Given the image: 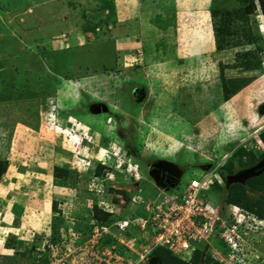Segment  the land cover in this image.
<instances>
[{
  "label": "rangeland",
  "instance_id": "1",
  "mask_svg": "<svg viewBox=\"0 0 264 264\" xmlns=\"http://www.w3.org/2000/svg\"><path fill=\"white\" fill-rule=\"evenodd\" d=\"M248 3L0 0V264H108L89 252L102 258L132 238L140 250L153 235L121 223L147 218L160 199L154 161L192 167L183 191L198 164L237 172L263 158L264 12L256 1L247 34L235 19L222 46L214 26L215 9ZM243 214V249L231 259L216 239V263L264 264V224Z\"/></svg>",
  "mask_w": 264,
  "mask_h": 264
},
{
  "label": "built area",
  "instance_id": "2",
  "mask_svg": "<svg viewBox=\"0 0 264 264\" xmlns=\"http://www.w3.org/2000/svg\"><path fill=\"white\" fill-rule=\"evenodd\" d=\"M220 164L218 163L211 170L204 171L200 178H192L183 191L173 190L163 194L157 201L150 200L148 204L146 203V208L150 212L147 218H141L138 222L137 219H132L130 223L128 221L121 223L122 230L129 224L134 226L141 223L143 228L147 225L152 226L153 235L151 239L147 238V242L141 246L140 250L133 248V245L136 246L137 243L132 238L128 242L122 241L125 252L120 250L106 254L103 251L102 258L89 252L94 255L93 259H100L108 264H146L153 251L164 246L170 248L183 260L191 261L198 249L197 243L202 241L210 250L212 257L224 263L225 258L222 257L221 251L214 246L216 239H221L228 245L226 256L235 259L234 252L243 249L244 235L248 232L246 230L248 226L246 229L242 226L247 221L242 219L245 216L243 214L245 210L236 207L239 213L234 219L223 215L220 207L207 198L208 190L212 188L216 179H220L218 171ZM247 217L250 215L247 214ZM98 227L103 229L107 226L98 225L95 230H99ZM77 247L80 251L85 249L80 245Z\"/></svg>",
  "mask_w": 264,
  "mask_h": 264
},
{
  "label": "trees",
  "instance_id": "3",
  "mask_svg": "<svg viewBox=\"0 0 264 264\" xmlns=\"http://www.w3.org/2000/svg\"><path fill=\"white\" fill-rule=\"evenodd\" d=\"M248 1V5L247 6H241L238 8H235L233 10H228V9H223V10H219V9H215L214 15L216 17L220 18L215 22V29H216V33L218 36V42L219 45L222 46L223 44V40L224 37L222 35H226L228 33L232 32L233 25L235 26V19H241L244 20V24L245 22H249L248 20L250 19L249 16L251 14H253L257 8V3L256 1H259L260 5H261V9L264 12V0H246ZM244 27V33L247 34L245 31L248 32L249 29H245V25H243ZM234 28H236L237 30H239L237 28V26H235ZM231 30V31H230ZM248 41L252 40V35H249V37L247 38ZM252 52L250 51H246V52H242V57L247 58V57H251ZM254 55V54H253ZM248 61L247 65H251L252 62L249 59H246ZM261 64V62H260ZM245 65V64H244ZM237 66H239L237 64ZM234 80V79H233ZM240 81V80H239ZM68 112H66L65 114H67ZM62 114H64L62 112ZM262 137H263V141H264V132L262 133ZM243 150L245 149H241V153L239 155V157L242 158V154H244ZM254 156V153L252 154ZM264 156V151L261 152V156H259L260 158ZM257 157V156H255ZM258 157V158H259ZM237 159L238 156L237 154H235L231 160L229 162H231L230 164L235 163L234 159ZM240 158V159H241ZM259 158V159H260ZM239 159V161H240ZM243 160V159H241ZM256 161V160H255ZM227 164V163H226ZM222 166V168L220 169L221 175L225 181V184H220V183H216L212 190L209 191V195L208 197L210 199H212L215 197L216 200H218V202H221L220 204L222 206H227L229 204H236L239 205L253 213H255L258 217L263 218L264 219V172H262L260 175L257 176H253L252 178H250L248 180V183H242V182H234L231 185H227V176L230 174H235L238 172L236 171H232V170H228L227 165ZM255 162L247 165V167H249L250 165H254ZM57 169L60 167H56ZM7 169V163H2L0 161V179L2 177V175L5 173ZM227 169V170H226ZM57 177H59V175H57ZM59 181L63 182L66 180V178H64L62 175H60L59 177ZM64 179V180H63ZM249 187H256L253 190L256 192H261L262 195H260V199L257 200V202H255L253 199H251V194H249ZM258 187V188H257ZM263 191V193H262ZM255 193V192H253ZM214 198V199H215ZM214 202V201H213ZM217 203V202H215ZM55 207V205L53 206V208ZM56 208V207H55ZM103 224H107L106 222L109 220V216H104L101 217L100 219ZM153 255H157L161 258V260L165 263H167L166 261H168V259L166 258L167 256H173V258L178 261V264H188L187 262L183 261L180 257H178L177 255H175L170 249H168L167 247H158L155 249V251L153 252ZM174 262V261H173ZM170 262V264H177L176 262ZM199 262L202 263H206V264H218L216 263V261H214V258L211 257L210 252H204V249L202 250H198L196 251L194 258L192 260V264H199ZM164 263V264H165ZM169 263V261H168Z\"/></svg>",
  "mask_w": 264,
  "mask_h": 264
},
{
  "label": "water",
  "instance_id": "4",
  "mask_svg": "<svg viewBox=\"0 0 264 264\" xmlns=\"http://www.w3.org/2000/svg\"><path fill=\"white\" fill-rule=\"evenodd\" d=\"M191 168L192 167L190 166L182 165L169 159L160 158L149 166L148 173L149 177L155 183L157 189L170 191L171 188H174L179 183L186 171ZM208 168L209 166L205 167L204 169ZM262 172H264V157L254 166L240 171L235 175H229L227 177V185H230L234 182L245 183L246 179L249 177L260 175ZM148 264H162V260L158 256H153L149 260Z\"/></svg>",
  "mask_w": 264,
  "mask_h": 264
},
{
  "label": "clouds",
  "instance_id": "5",
  "mask_svg": "<svg viewBox=\"0 0 264 264\" xmlns=\"http://www.w3.org/2000/svg\"><path fill=\"white\" fill-rule=\"evenodd\" d=\"M264 157V156H263ZM214 162H216V161H214ZM212 163V167H209L208 169H204V168H201L202 169V171H207V170H211L212 168H214L215 166H217V164L218 163ZM189 166V165H188ZM199 166H202L201 164H198V168H200ZM204 166H206V164H204ZM221 166H224L223 164L221 165ZM221 166H218V171H219V176H220V179H216V181H215V183L213 184V186L216 184V183H220V184H225V181H224V179H223V177H222V175H221V172H220V167ZM194 167H197V166H194ZM203 167V166H202ZM238 172H240V171H238ZM236 174V173H235ZM235 174H233V175H235ZM230 175H232V174H230ZM229 176V175H228ZM227 176V177H228ZM183 177H184V175H183ZM183 177L180 179V181H179V183L174 187V188H171L170 189V191H173V190H176L178 187H179V185L181 184V182H182V179H183ZM228 180V179H227ZM226 180V181H227ZM227 183V182H226ZM232 184V183H231ZM230 184V185H231ZM213 186H212V188H213ZM212 188L210 189V190H208V192H207V198L212 202V203H214L215 205H218L219 207H220V210H221V213L223 214V215H226L225 214V212H224V209L223 208H226L227 209V206H222V205H220L219 203H215V202H213L209 197H208V193H209V191H211L212 190ZM159 191H160V193H161V196L163 195V194H165V193H168V192H170V191H163V190H160V189H158ZM154 199H156V198H154ZM229 206L232 208L233 207V212H235V213H237V215H238V213H239V210L237 211L236 210V207H239V208H242L243 210H245V212H246V214H248V215H250V217H248L250 220H252V222H258L259 224H264V219L263 218H260V217H258L255 213H253V212H251V211H249V210H247V209H244L243 207H241V206H239V205H236V204H229ZM247 217V216H246ZM246 220H247V218H246ZM105 225V224H104ZM160 247H164V246H160ZM206 246H204V248H202V249H204V252H210V250H206ZM199 246H198V249L196 250V251H198V250H202ZM155 251V250H154ZM153 251V252H154ZM196 253V252H195ZM176 255V254H175ZM195 255V254H194ZM153 256H157V255H151L150 256V258H149V260L151 259V257H153ZM178 256V255H177ZM179 257V256H178ZM181 258V257H180ZM194 258V257H193ZM182 259V258H181ZM149 260H148V262L146 263V264H148L149 263ZM193 260V259H192ZM183 261H185V260H183ZM186 262H191V261H186Z\"/></svg>",
  "mask_w": 264,
  "mask_h": 264
},
{
  "label": "crops",
  "instance_id": "6",
  "mask_svg": "<svg viewBox=\"0 0 264 264\" xmlns=\"http://www.w3.org/2000/svg\"><path fill=\"white\" fill-rule=\"evenodd\" d=\"M21 204H23V203H21ZM15 220V219H14Z\"/></svg>",
  "mask_w": 264,
  "mask_h": 264
}]
</instances>
